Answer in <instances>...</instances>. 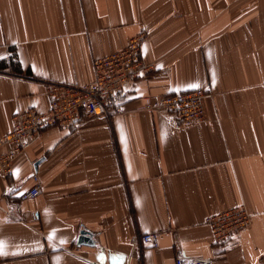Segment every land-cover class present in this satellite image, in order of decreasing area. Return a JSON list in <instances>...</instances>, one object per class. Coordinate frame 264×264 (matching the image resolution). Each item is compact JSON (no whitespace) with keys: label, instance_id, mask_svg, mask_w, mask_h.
<instances>
[{"label":"crops","instance_id":"0c3cea01","mask_svg":"<svg viewBox=\"0 0 264 264\" xmlns=\"http://www.w3.org/2000/svg\"><path fill=\"white\" fill-rule=\"evenodd\" d=\"M143 31L152 70L109 117L46 129L0 173V264H264V0H0V137L48 109L47 83L92 82L93 60ZM200 89L189 125L142 108ZM241 205L249 226L215 247L206 218ZM81 227L96 244L78 246ZM147 232L158 247L139 243Z\"/></svg>","mask_w":264,"mask_h":264},{"label":"built area","instance_id":"2783aa9c","mask_svg":"<svg viewBox=\"0 0 264 264\" xmlns=\"http://www.w3.org/2000/svg\"><path fill=\"white\" fill-rule=\"evenodd\" d=\"M146 34L132 37L124 48L93 60V80L88 84L47 83L49 107L45 111L31 108L18 112L11 132L0 137V173L11 174L14 161L37 143L43 132L50 128H72L97 116H110L109 105L113 98L125 91L136 80L152 69L142 58ZM204 90H195L158 97H145V110L163 109L173 114L182 124H192L205 116ZM4 148L6 150L4 151ZM3 150V151H2ZM33 187L26 198H36L41 189L38 174L32 177ZM251 214L245 205L208 216L215 247L226 248L233 237L247 228ZM142 247H158V232L143 233L139 238ZM177 264H211L205 257H185L178 253Z\"/></svg>","mask_w":264,"mask_h":264},{"label":"water","instance_id":"95a60500","mask_svg":"<svg viewBox=\"0 0 264 264\" xmlns=\"http://www.w3.org/2000/svg\"><path fill=\"white\" fill-rule=\"evenodd\" d=\"M44 159L45 158H42V159H40V160L35 162V164H34L35 172L38 169V165ZM35 172L30 174V176L28 178H32L33 175L35 174ZM77 243H78V246H81V245H91V246H93L94 244H96L95 235L93 233H91L89 230H87L86 228L81 227Z\"/></svg>","mask_w":264,"mask_h":264},{"label":"trees","instance_id":"16d2710c","mask_svg":"<svg viewBox=\"0 0 264 264\" xmlns=\"http://www.w3.org/2000/svg\"><path fill=\"white\" fill-rule=\"evenodd\" d=\"M11 50H12V48H11ZM10 61L13 62V65L15 64V66H17V57H16L15 52H13V54H12V56L10 58ZM2 64L3 63H1L0 65H2ZM3 65H5V62H4ZM0 67L3 68L4 66H0ZM22 77L27 78V79H35L30 72L26 73V75H24Z\"/></svg>","mask_w":264,"mask_h":264},{"label":"rangeland","instance_id":"374dc122","mask_svg":"<svg viewBox=\"0 0 264 264\" xmlns=\"http://www.w3.org/2000/svg\"><path fill=\"white\" fill-rule=\"evenodd\" d=\"M140 33H143L144 35L146 34V32H145V31H143V32H140ZM146 36H147V35H146ZM142 50H143V47H142ZM10 53H11V54H13V52H12V51H11ZM11 56H12V55H11ZM151 70H152V69H151ZM151 70H150V71H151Z\"/></svg>","mask_w":264,"mask_h":264},{"label":"snow or ice","instance_id":"6c2138e0","mask_svg":"<svg viewBox=\"0 0 264 264\" xmlns=\"http://www.w3.org/2000/svg\"><path fill=\"white\" fill-rule=\"evenodd\" d=\"M191 87H197V85H192Z\"/></svg>","mask_w":264,"mask_h":264}]
</instances>
